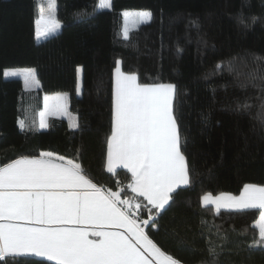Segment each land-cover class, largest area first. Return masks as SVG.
<instances>
[{"label":"trees","instance_id":"16d2710c","mask_svg":"<svg viewBox=\"0 0 264 264\" xmlns=\"http://www.w3.org/2000/svg\"><path fill=\"white\" fill-rule=\"evenodd\" d=\"M37 1L0 0V167L52 152L80 163L98 187L142 201L128 187L127 170L106 169L120 61L141 83L176 86L190 185L172 194L150 238L182 264H264V247L254 245L258 209L217 215L202 204L204 195L264 186V80L253 79L264 77V0H112L110 10H100L99 0H56L61 30L39 43ZM125 10H149L151 21L125 38ZM17 67L36 70L38 91L3 78L6 68ZM54 93L68 95L73 126L53 117L42 131L43 96ZM210 246L218 256L209 255ZM15 264L55 263L27 256Z\"/></svg>","mask_w":264,"mask_h":264},{"label":"snow or ice","instance_id":"6c2138e0","mask_svg":"<svg viewBox=\"0 0 264 264\" xmlns=\"http://www.w3.org/2000/svg\"><path fill=\"white\" fill-rule=\"evenodd\" d=\"M48 4L51 14H41L35 21L37 38L60 28L56 0H48ZM111 6L112 0H99V8ZM151 15L144 11L135 17L146 22ZM124 35L127 38V28ZM4 76L23 77L26 88L39 83L31 68L6 71ZM257 78L264 80L253 76ZM175 98L174 84L141 83L136 74L116 67L107 171L127 169L131 174L128 187L143 198L135 204L122 199L120 192L98 187L80 163L52 152L21 157L0 167V264H15L18 257L27 256L45 257L55 264H182L149 235L172 194L190 185L188 159L174 114ZM53 109L66 111V106L57 103ZM43 116L41 113V127H46ZM19 125L23 130L25 121L20 120ZM203 202L215 205L217 215L221 208L237 212L259 209L255 225L259 239L254 245L264 247V186L246 184L238 196L205 195ZM142 204L148 218L137 214ZM208 251L218 256L215 246Z\"/></svg>","mask_w":264,"mask_h":264},{"label":"rangeland","instance_id":"374dc122","mask_svg":"<svg viewBox=\"0 0 264 264\" xmlns=\"http://www.w3.org/2000/svg\"><path fill=\"white\" fill-rule=\"evenodd\" d=\"M98 8H99V1H98ZM111 8H112V6H111ZM111 8H109V9L99 8V9L100 10H110ZM144 11L151 12L149 10H125V11H123V13H122V15H123V28H122L123 34H124L126 28H127V36H128L130 31H132L133 29L137 28L138 26H140L142 24H146V23L151 21V19H150V21H146V22H139L137 20V18L135 17V14L140 13V12H144ZM125 13H129V15L126 17L124 15ZM41 14L45 15L46 17L51 14V9L49 7L48 0L37 1V16H36L35 21L40 17ZM55 16H56V19L60 22V20L58 19V15H57V1H56V5H55ZM151 18H152V15H151ZM60 30H61V22H60V28L54 34H52L48 37L41 36L40 38H37V36H36V25H35V41L37 43L42 42V41L50 38L51 36L56 35L57 33L60 32ZM23 69H28V67L6 68L3 71V78L4 79H20V80H22L23 88L26 91H38L40 89L41 85H40V82L38 80L36 70H35V80L39 82L38 86L35 84H30V86L28 88L25 87L23 77H5L4 76V73L6 71H19V70H23ZM31 69H34V68H31ZM78 91H79V94H81V92H82V68L81 67L78 69ZM57 97H66V100L62 99V100L57 101L55 99ZM57 103H59L60 105H65L66 111H61V112L54 111L53 106ZM41 113L44 114L43 121L47 125L46 127H41V119H42ZM53 117L68 119L71 121V124L73 123L74 118H72V117H74V114L70 113V111H69L68 95L66 93L45 94L43 96V108L39 112V129L42 131L47 130L49 128V119H51ZM72 126H73V124H72ZM116 192H118V191H116ZM121 198L122 199H128L133 204H135L136 202H140L136 199H130V198H125V197L123 198L122 196H121ZM142 206H143V204H142ZM142 212L143 211H142V207H141L140 212L137 214L138 215L142 214ZM258 223H259V220L256 222V225Z\"/></svg>","mask_w":264,"mask_h":264},{"label":"crops","instance_id":"0c3cea01","mask_svg":"<svg viewBox=\"0 0 264 264\" xmlns=\"http://www.w3.org/2000/svg\"><path fill=\"white\" fill-rule=\"evenodd\" d=\"M117 66H119L120 67V69H121V71H123L122 70V64H121V62L119 61V65H118V63H117ZM116 66V67H117ZM115 70H116V68H115ZM115 70H114V72H113V101H114V82H115ZM125 73V72H124ZM127 74V73H126ZM73 118V117H72ZM74 122V121H73ZM55 156H58V155H56V154H54ZM65 160H69V159H66L65 158ZM106 169H107V160H106ZM120 169H123V168H118V169H116L115 170V172L114 173H116L118 170H120ZM125 170H127V169H125ZM114 173H112V174H114ZM242 192V191H241ZM222 194H228V193H222ZM135 195H137L136 193H135ZM221 194H219V195H211L213 198H215V197H218V196H220ZM228 195H233V194H228ZM205 196V195H204ZM203 196V197H204ZM234 196H238V195H234ZM203 197H202V204H203V206H205V204H204V202H203ZM143 199V198H142ZM146 203V202H145ZM207 206H211L212 208H214L215 209V205H213V204H209V205H207ZM220 210H228V209H225V208H221ZM259 210V209H258ZM234 211V210H233ZM260 211V210H259ZM259 220V218L257 219V221ZM256 221V222H257ZM256 222H255V225H256ZM258 229V228H257ZM259 231V230H258ZM31 257H37V258H42V259H46L45 257H38V256H31ZM47 260V259H46ZM52 262H54V261H52ZM55 263V262H54Z\"/></svg>","mask_w":264,"mask_h":264}]
</instances>
